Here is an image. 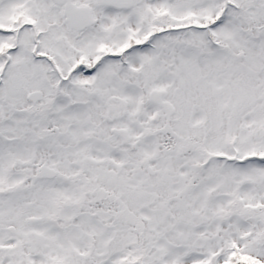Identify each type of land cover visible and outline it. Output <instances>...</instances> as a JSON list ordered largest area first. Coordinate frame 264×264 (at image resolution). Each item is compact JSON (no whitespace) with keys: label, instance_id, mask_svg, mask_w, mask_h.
Wrapping results in <instances>:
<instances>
[{"label":"snow or ice","instance_id":"snow-or-ice-1","mask_svg":"<svg viewBox=\"0 0 264 264\" xmlns=\"http://www.w3.org/2000/svg\"><path fill=\"white\" fill-rule=\"evenodd\" d=\"M0 264H264V0H0Z\"/></svg>","mask_w":264,"mask_h":264}]
</instances>
